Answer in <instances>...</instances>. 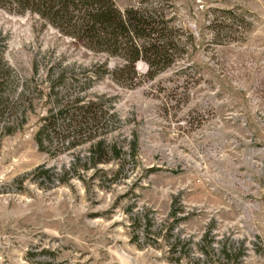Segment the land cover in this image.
Here are the masks:
<instances>
[{
  "label": "rangeland",
  "instance_id": "1",
  "mask_svg": "<svg viewBox=\"0 0 264 264\" xmlns=\"http://www.w3.org/2000/svg\"><path fill=\"white\" fill-rule=\"evenodd\" d=\"M115 3L164 16L183 46L153 79L138 62L132 87L105 73L119 60L0 8L19 106L0 112V264H264V0ZM77 98L116 117L41 147ZM101 138L120 154L95 164Z\"/></svg>",
  "mask_w": 264,
  "mask_h": 264
},
{
  "label": "trees",
  "instance_id": "2",
  "mask_svg": "<svg viewBox=\"0 0 264 264\" xmlns=\"http://www.w3.org/2000/svg\"><path fill=\"white\" fill-rule=\"evenodd\" d=\"M0 8L11 13L37 16L43 23L74 39L90 52L119 60L114 70L107 69L105 73H109L118 84L129 87L138 84V62L144 61L148 65L146 77L153 79L184 53L181 40L177 37L178 30L169 24L170 20L145 8L128 7L121 10L115 0H0ZM3 47L1 44L0 112L16 113L19 106H14L13 98L7 92L13 70L3 57ZM54 88V84L50 86V90L54 91ZM102 104L101 100L84 101L77 98L71 106H58L57 111L43 119L44 123L37 133L38 143L42 147L51 134L58 140H64L71 134L83 136L97 129L106 118L116 117ZM92 153L94 163L99 164L107 163L110 153L118 156L120 151L101 138L94 144ZM234 248V244L229 242L222 253L228 257Z\"/></svg>",
  "mask_w": 264,
  "mask_h": 264
}]
</instances>
